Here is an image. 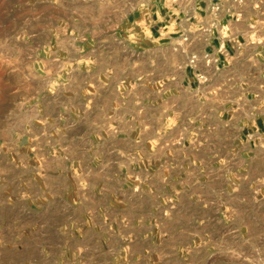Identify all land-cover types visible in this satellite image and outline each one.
<instances>
[{
	"label": "rangeland",
	"instance_id": "rangeland-1",
	"mask_svg": "<svg viewBox=\"0 0 264 264\" xmlns=\"http://www.w3.org/2000/svg\"><path fill=\"white\" fill-rule=\"evenodd\" d=\"M140 2L0 0V264H264V95H188Z\"/></svg>",
	"mask_w": 264,
	"mask_h": 264
},
{
	"label": "crops",
	"instance_id": "crops-1",
	"mask_svg": "<svg viewBox=\"0 0 264 264\" xmlns=\"http://www.w3.org/2000/svg\"><path fill=\"white\" fill-rule=\"evenodd\" d=\"M135 11L140 45L182 54L188 95H264V0H141ZM255 97L253 133L264 128Z\"/></svg>",
	"mask_w": 264,
	"mask_h": 264
},
{
	"label": "built area",
	"instance_id": "built-area-1",
	"mask_svg": "<svg viewBox=\"0 0 264 264\" xmlns=\"http://www.w3.org/2000/svg\"><path fill=\"white\" fill-rule=\"evenodd\" d=\"M195 61H196V59H195V57H194V58L192 59L191 63H192V64H195ZM198 80H199V82H204V77H203V76H199Z\"/></svg>",
	"mask_w": 264,
	"mask_h": 264
}]
</instances>
